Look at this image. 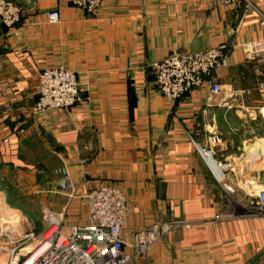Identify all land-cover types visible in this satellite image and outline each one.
I'll list each match as a JSON object with an SVG mask.
<instances>
[{"label": "crops", "instance_id": "crops-1", "mask_svg": "<svg viewBox=\"0 0 264 264\" xmlns=\"http://www.w3.org/2000/svg\"><path fill=\"white\" fill-rule=\"evenodd\" d=\"M12 1L22 17L13 28L0 21V198L19 210V228L42 230L47 211L65 226L84 223L87 192L111 183L132 201L125 236L156 222H192L131 264H264V215H248L231 199L264 186V54L246 61L241 47L264 37L257 12L227 10L220 0H105L91 16L70 0ZM254 1L264 13V0ZM53 9L59 23L45 18ZM219 45L229 48L230 65L216 79L250 91L242 108L211 104L203 88L174 102L157 91L152 62ZM59 64L86 83L79 102L32 112L40 72ZM212 135L221 139V180L199 151Z\"/></svg>", "mask_w": 264, "mask_h": 264}, {"label": "built area", "instance_id": "built-area-1", "mask_svg": "<svg viewBox=\"0 0 264 264\" xmlns=\"http://www.w3.org/2000/svg\"><path fill=\"white\" fill-rule=\"evenodd\" d=\"M70 2L91 16H98L105 5V0ZM220 3L227 10L240 7L245 11H256L264 28V13L254 0H220ZM21 17L20 5L12 0H0V21L4 26H17ZM45 18L49 23H59L62 17L59 9H53L46 13ZM241 47L245 60L255 61L264 54V37L243 43ZM229 52L226 45H219L195 51H176L152 62L150 66L157 91L174 102L193 90L203 88L211 104L227 108L237 105L242 108L245 95L250 91L226 89L216 79V72L230 65ZM85 87L86 83H82L77 73L66 65L47 67L39 74L38 96L32 105V112L70 109L79 102L80 92ZM220 142L218 135H212L208 147L199 148L218 180L222 179V172L216 166L219 163L215 158V146ZM87 162V158L81 159L82 164ZM245 199V206L239 200H235L234 205L248 215H264V186L249 192ZM86 202L88 219L84 223L65 226L60 214L47 211L43 214L45 225L38 232L33 228L18 231L1 229L0 264H131L135 255L143 253L167 231L179 225L192 224L190 220L156 222L125 236L123 229L133 211V205L120 186L111 183L94 186L87 192ZM16 224L19 227L22 225ZM10 226L14 228V225Z\"/></svg>", "mask_w": 264, "mask_h": 264}, {"label": "rangeland", "instance_id": "rangeland-1", "mask_svg": "<svg viewBox=\"0 0 264 264\" xmlns=\"http://www.w3.org/2000/svg\"><path fill=\"white\" fill-rule=\"evenodd\" d=\"M238 108H240V107H237V109ZM248 110H252L251 108H249ZM257 111H260L259 109H257ZM260 116H262V115H259L258 113L256 114V116H255V122L258 124L259 123V121H260ZM247 197V196H246ZM231 199H233L234 201L235 200H239V201H241L240 203L243 205V206H245V204L244 203H246V201H247V199H245V200H243L242 198H240L239 196H237V197H235L234 195H232L231 196ZM0 203H1V210H0V212H3V215H4V217L7 215V212H8V210H7V208H5L6 206H5V204L7 205V203H5V201H4V198H0ZM243 206H241V207H243ZM240 207V206H239ZM3 208V209H2ZM6 210H7V212H6ZM9 213H12V215L13 216H15V217H12V218H10V214H9V216H6V218H4V217H2V216H0L1 218H0V229H5V228H7L8 230H11V231H18V230H20V228H19V226H18V224H16V223H19V215H17L19 212H17V214H16V212H14V211H9ZM20 214V213H19ZM1 215V214H0ZM17 217V218H16ZM12 220V221H11ZM13 223H15L14 224V228H13V226H10V225H13ZM12 228V229H11ZM36 232H38V231H36ZM7 240H8V238L7 237H5Z\"/></svg>", "mask_w": 264, "mask_h": 264}, {"label": "water", "instance_id": "water-1", "mask_svg": "<svg viewBox=\"0 0 264 264\" xmlns=\"http://www.w3.org/2000/svg\"><path fill=\"white\" fill-rule=\"evenodd\" d=\"M252 158L255 159V160H261V159H262V155H261V153H259V152H253V153H252ZM238 169L244 171V161H243V159H241V160L239 161ZM59 175L66 176V175H67L66 170L63 169V170L61 171V173H59ZM258 182H259V184H264V170H262V171L259 173ZM66 187H67V181H66V180H60V181L57 183V188H58V189H65Z\"/></svg>", "mask_w": 264, "mask_h": 264}, {"label": "bare ground", "instance_id": "bare-ground-1", "mask_svg": "<svg viewBox=\"0 0 264 264\" xmlns=\"http://www.w3.org/2000/svg\"><path fill=\"white\" fill-rule=\"evenodd\" d=\"M260 151V150H259ZM206 157L207 158H210V155L209 154H206ZM252 158V157H251ZM252 160H254V159H252ZM256 161V160H255ZM3 209V208H2ZM0 210H1V208H0ZM7 210H8V212H7ZM7 210H6V212H7V215L6 216H9V214H10V218H12V217H15V216H13L12 215V213H9V211H13L11 208H9V207H7ZM4 212V211H3ZM3 212H0V216H2V217H4V215H3ZM14 212H16V214H17V212H19V211H17V210H15ZM17 215H19V213L17 214ZM6 216L4 217V218H6ZM19 217V216H18ZM1 218V217H0ZM17 218V217H16ZM12 221V220H11ZM15 223H13V225H14Z\"/></svg>", "mask_w": 264, "mask_h": 264}]
</instances>
